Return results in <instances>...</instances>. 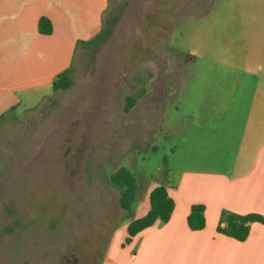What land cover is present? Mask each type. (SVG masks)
Instances as JSON below:
<instances>
[{"label": "rangeland", "instance_id": "374dc122", "mask_svg": "<svg viewBox=\"0 0 264 264\" xmlns=\"http://www.w3.org/2000/svg\"><path fill=\"white\" fill-rule=\"evenodd\" d=\"M235 1L109 0L98 33L75 42L71 87L0 117V264L118 255L139 199L178 179L176 147L203 108L199 56ZM121 167L138 179L130 217L110 183Z\"/></svg>", "mask_w": 264, "mask_h": 264}, {"label": "crops", "instance_id": "0c3cea01", "mask_svg": "<svg viewBox=\"0 0 264 264\" xmlns=\"http://www.w3.org/2000/svg\"><path fill=\"white\" fill-rule=\"evenodd\" d=\"M108 2L0 0V117L26 93L28 100L53 90L56 76L72 67L75 42L98 33ZM42 17L51 20V35L39 32ZM199 57L208 66L191 90L203 108L176 147L177 181L166 180L172 217L102 264H264V223L251 224L245 241L218 232L224 210L264 217V0L226 5ZM155 187L138 198L143 216ZM193 205L205 207L202 230L188 226Z\"/></svg>", "mask_w": 264, "mask_h": 264}, {"label": "trees", "instance_id": "16d2710c", "mask_svg": "<svg viewBox=\"0 0 264 264\" xmlns=\"http://www.w3.org/2000/svg\"><path fill=\"white\" fill-rule=\"evenodd\" d=\"M38 30L43 35L53 33V24L47 17H42L38 23ZM90 42L86 44L89 45ZM71 69L59 73L53 83V91L67 90L71 87ZM135 104L134 98H128L126 112H129ZM167 180V176L166 179ZM110 183L119 191V205L130 217L133 204L138 200L139 186L136 175L128 168L121 167L110 178ZM150 210L138 219L132 220L128 227V237L125 244H130L132 239L141 232L154 226L157 222L166 224L170 221L175 209V202L170 196L167 185L162 184L155 187L150 193ZM188 226L193 231L202 230L206 226L205 207L193 205L188 216ZM264 223V217L258 214L239 215L224 210L220 216L218 232L231 237L237 241H245L253 223Z\"/></svg>", "mask_w": 264, "mask_h": 264}]
</instances>
